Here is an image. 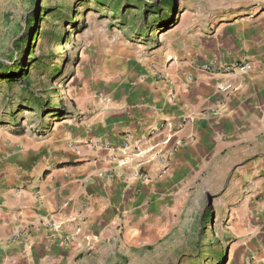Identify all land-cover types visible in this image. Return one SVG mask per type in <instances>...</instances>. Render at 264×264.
<instances>
[{"label":"crops","instance_id":"obj_1","mask_svg":"<svg viewBox=\"0 0 264 264\" xmlns=\"http://www.w3.org/2000/svg\"><path fill=\"white\" fill-rule=\"evenodd\" d=\"M163 38L78 77L76 112L45 148L30 138L0 163V264H98L173 241L211 191L250 202L222 213L236 214L229 264H264V0H183ZM242 60L253 68H201Z\"/></svg>","mask_w":264,"mask_h":264},{"label":"rangeland","instance_id":"obj_2","mask_svg":"<svg viewBox=\"0 0 264 264\" xmlns=\"http://www.w3.org/2000/svg\"><path fill=\"white\" fill-rule=\"evenodd\" d=\"M182 9L183 0H0V66L12 65L15 43L29 33L16 80L0 77V163L13 148L30 146V138L45 148V135L76 112L77 78L105 73L111 53L134 60L156 53ZM221 194L203 195L186 234L147 249L100 252L98 264H229L236 214L222 220V213L249 209L250 202Z\"/></svg>","mask_w":264,"mask_h":264},{"label":"built area","instance_id":"obj_3","mask_svg":"<svg viewBox=\"0 0 264 264\" xmlns=\"http://www.w3.org/2000/svg\"><path fill=\"white\" fill-rule=\"evenodd\" d=\"M201 68L212 75L218 73L232 74L235 73L237 70H250L253 68V64L250 61L242 60V61H237L235 63H224L216 67V64L209 62L206 64H202ZM216 88L218 91H221L223 93H230L233 90H235V85L232 81H219L216 83ZM139 176L146 181L149 180L147 174H142L140 172Z\"/></svg>","mask_w":264,"mask_h":264},{"label":"trees","instance_id":"obj_4","mask_svg":"<svg viewBox=\"0 0 264 264\" xmlns=\"http://www.w3.org/2000/svg\"><path fill=\"white\" fill-rule=\"evenodd\" d=\"M96 1L98 4H101V0H96ZM165 2L170 4L173 2V0H165ZM32 19H33L32 17L26 18V20H29L28 23H29L30 28L32 27V25H31ZM28 44H29V33L26 36L19 37L17 42L15 43L14 51H15L16 58H14L12 65H7L4 63L1 64V66H0V77H3L5 82L11 83L14 80H16L17 74H19V72H20L19 68L23 64L22 60L18 61L17 56L19 55L21 58L24 57ZM32 52H33V50L31 51V53ZM58 71H59V69H58Z\"/></svg>","mask_w":264,"mask_h":264},{"label":"bare ground","instance_id":"obj_5","mask_svg":"<svg viewBox=\"0 0 264 264\" xmlns=\"http://www.w3.org/2000/svg\"><path fill=\"white\" fill-rule=\"evenodd\" d=\"M232 214V213H231ZM222 220H225V217H223V219Z\"/></svg>","mask_w":264,"mask_h":264}]
</instances>
